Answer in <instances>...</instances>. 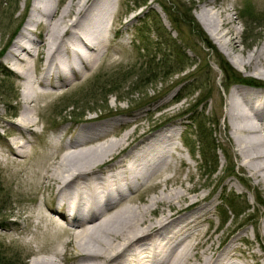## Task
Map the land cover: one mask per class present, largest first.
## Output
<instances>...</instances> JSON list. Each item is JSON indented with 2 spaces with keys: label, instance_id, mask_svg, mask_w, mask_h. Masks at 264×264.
Instances as JSON below:
<instances>
[{
  "label": "rangeland",
  "instance_id": "1",
  "mask_svg": "<svg viewBox=\"0 0 264 264\" xmlns=\"http://www.w3.org/2000/svg\"><path fill=\"white\" fill-rule=\"evenodd\" d=\"M69 1L53 0V6L57 11L53 21ZM81 1L73 0L72 4H80ZM114 1L116 4L113 17L114 21L118 20L121 24L120 30L116 40L109 44L107 51L105 50L97 59L93 68L83 76H76L64 89L49 95H41L40 100H36L35 103L25 104L36 123L30 126V130L29 128L21 130L28 141L26 144L28 158L17 159L18 165L7 159L6 155H8L7 142L13 137L19 138L15 123L23 105L21 102L23 82L20 75L10 69L7 56L17 36L23 30L34 0H0V195L5 201L0 205V258H4L8 264H30L36 257L48 256L46 253L50 251L48 241L44 240L42 231L36 228V210L41 205H46V200L52 205L57 199L54 191H42L39 185L42 171L48 168L53 159L58 160L65 154L64 148L63 150L59 148L58 151L50 149V142L53 139L58 140L55 133L68 139L85 125L113 123V128L108 129L115 133L101 142L115 140L124 133H131L126 140L128 145L168 129L175 130L179 136L175 142L180 148V157L176 160L174 169L167 175L170 176V181L166 185L152 183L143 187L133 201V206L143 208L144 204H148L154 196L166 191L184 192L186 189L189 198L201 193L205 196L202 204L210 211L208 219L203 222L201 228L205 231L204 239L208 242L205 248L200 250V255L211 243L212 249L218 252L230 243L231 248H234L232 254L236 262L264 264V236L260 231L264 206H260L255 201L257 196L264 202V187L262 183L251 177L244 167L242 158L236 152L237 146L232 139L229 119L225 116L226 97L234 86L226 88L227 83L216 64V56L199 41L196 35L189 33L191 32L189 28L177 23L178 26L183 27L180 34L178 33L179 30L173 26L159 4L166 3V7L173 8L171 0H147L145 6L141 5L142 0ZM178 1L177 9L174 7L171 11L178 21L186 19L190 10L189 16L198 24L208 42L231 69L243 79H252L258 84H264V79L256 76L251 69L240 71L232 66L229 58L218 49L196 18L197 12L205 5L207 7L209 5L208 8L212 11L229 9V15L233 20L231 27L237 36V48L233 55L245 57L253 50L261 47L264 49V0ZM248 6L253 9L246 12L245 16ZM149 10L157 14L162 27L170 33L171 39L178 46L184 48L186 43L192 49L186 51L189 64L172 68L174 70L172 74L165 75L161 68L151 73L147 69L154 67L152 57L157 52L158 57H161V52L165 50L163 45L160 46L161 52L158 50V43L163 37L160 39L157 37L159 30L154 25L153 14L149 13V17H145ZM68 19L64 21L67 22ZM46 31L48 28L46 29L44 25L36 30L42 36L46 35ZM12 35L13 38L10 40ZM32 38L38 39L34 35ZM170 51L173 53L175 49ZM166 53L170 55L167 50ZM171 59L173 64V57ZM41 67L42 59H38L35 54L28 61L29 73L38 75ZM147 72L150 73L148 75L150 79L147 81L142 79L138 83L141 75L144 76ZM111 75L117 78L114 80L115 88L109 89L110 86H106L105 90L109 91H101V95L94 93L82 98L97 76L102 78L98 86L104 87L107 83H111ZM238 86L253 90L249 86L235 85ZM81 89L85 92L81 93ZM192 89L195 90L194 93L191 92ZM179 96L185 97L176 102L175 98L177 100ZM74 97L81 99L75 100V104H69L70 101H74ZM202 98H206V101L195 109V113L203 118V121L212 123L210 126L207 125L209 127L207 134L211 133V138L219 148L215 152L217 166L210 163L202 164L197 152L194 128L182 126L188 123L182 114L192 109V105ZM81 113L82 120H78L77 116ZM167 121L172 122L162 126ZM68 133L71 134L67 135ZM182 139L186 142L184 140L183 143ZM193 143L196 148L190 149ZM207 156L209 157V153ZM20 162L25 164L22 165ZM230 165H233L232 172H229ZM30 170L34 178L28 176ZM30 179L35 184H29ZM222 194L237 197L236 200L242 205L238 210L240 214L236 216L227 210V206H224L220 200ZM157 205L156 211L150 214L151 220L159 216L160 210H167L161 203ZM185 206L187 202L181 203L180 208ZM246 207L251 210H246ZM26 230L28 231L24 233ZM212 249L208 251L210 255L213 254ZM63 257L66 260L67 256ZM58 264L64 262L59 261Z\"/></svg>",
  "mask_w": 264,
  "mask_h": 264
},
{
  "label": "bare ground",
  "instance_id": "2",
  "mask_svg": "<svg viewBox=\"0 0 264 264\" xmlns=\"http://www.w3.org/2000/svg\"><path fill=\"white\" fill-rule=\"evenodd\" d=\"M72 2L53 21L57 13L53 0H34L23 30L8 52L10 69L23 82V105L15 123L19 138L7 142L6 158L16 164L17 159L28 158V141L21 130H30L36 123L25 104L64 89L76 76L91 70L119 33L114 0ZM208 7L202 6L196 18L214 44L236 69H251L264 79L263 47L245 57L233 55L237 36L229 9L212 11ZM43 25L48 28L44 36L36 32ZM35 54L42 59V67L38 75H31L28 61ZM225 116L244 167L264 187V91L234 86L226 97ZM108 128L113 123L85 125L67 140L59 135L50 142L51 151L64 148L65 152L53 159L39 180L42 191L51 190L57 196L52 205L46 200L36 210V228L42 231L50 251L30 264H247L235 261L230 243L219 252L211 243L200 255L208 242L201 228L210 211L202 204L205 196L201 193L189 198L186 189L166 191L143 208L132 205L143 187L170 181L167 175L180 157L174 130L127 145L131 133L101 142L115 133ZM27 174L35 177L31 170ZM28 183L35 184L31 179ZM183 202L187 206L180 208ZM158 203L167 210H160L151 220ZM260 231L264 236V218Z\"/></svg>",
  "mask_w": 264,
  "mask_h": 264
},
{
  "label": "trees",
  "instance_id": "3",
  "mask_svg": "<svg viewBox=\"0 0 264 264\" xmlns=\"http://www.w3.org/2000/svg\"><path fill=\"white\" fill-rule=\"evenodd\" d=\"M137 2V1H136ZM141 5L145 4L148 2L147 0H142L141 1ZM161 8L164 10V12L167 14V16L169 17L170 22L173 24V26H176V28L179 30V34H180V30H182L183 27L180 26H185L187 28H189V30L191 32L192 35H196L199 39L200 42L204 43L206 45V47L208 49H210L213 53V55L216 56L217 59V66L220 69V71L223 74V79L226 81L227 86L226 88H229L230 86H232L233 84H245V85H259L258 83H256L254 80L252 79H243L237 72H235L233 69H231V67L229 66V64L216 52V50L214 49L213 45L210 44V42H208L205 34L203 33V31L199 28L198 24H196L194 22V20L189 16L190 14V10H188V16L186 19H183L181 22L180 20L178 21V18H176L175 16L172 15V10L174 9V7L177 9V6L179 4L178 0H171V6H173V8H168L166 7V3H159ZM144 5V6H145ZM143 7V6H140ZM252 7H246V11H245V16H246V12H248L249 10H251ZM253 9V8H252ZM151 13L153 14L152 16H154V25L157 28V30H159V33L157 34L158 38H162L163 40L161 42L158 43V50L161 52V45L164 46V51H162V56L158 57L157 53L156 55H154L152 57V62H153V66L154 67H149L147 69H149V72H156L157 70H163L164 74H172L174 72V70L172 68H176L178 66H184V65H188L189 64V57L186 55V51L190 50L192 51V49L189 47V45H187L185 43V47H180L178 46L174 40L171 39L170 37V33H168L163 27L162 24L160 22V20L157 17V14H154V12L151 10H149L146 14L145 17H149L148 14ZM244 15V12H242ZM150 14V15H151ZM177 23L180 25L178 26ZM183 24V25H182ZM175 28V29H176ZM161 31V33H160ZM14 35V34H13ZM13 35L10 37V40L12 39ZM175 49V51L173 53H171L170 49ZM177 48V49H176ZM166 50L170 52V55H168L166 53ZM171 57H173L174 63L172 64V59ZM194 64V63H193ZM191 66V64L189 65ZM193 66V65H192ZM149 72L146 73V75L142 76L141 75V79H139L138 83H140L143 79V81H147L148 79H150L148 77V75L150 74ZM144 77V78H143ZM112 81L111 83H107L104 87L102 85L98 86L99 81L102 79L100 76H97L96 79L90 83L89 88L87 90L86 93H84L85 88L82 90H80V92L84 93V95H82V98H86L91 94H98L101 95V91L103 92H107L109 91L108 89H106V86H110L109 89L111 87L115 88L116 84L114 82V80H117V78L115 77V75H111ZM95 85V86H94ZM264 85V84H263ZM119 88V87H117ZM87 89V88H86ZM191 92H195V90H191ZM201 92L199 93V95L201 96ZM185 96H179V98H175V101L177 102L178 100L182 99ZM74 101H70L69 104H75V100L77 99H81L80 97H74L73 98ZM204 101H206V98H202L199 102L195 103L192 105V109H189L188 111H186L184 114H182V116H185V120L188 121V127L194 128V135L196 137V146H197V152L202 160V164L203 165H208L210 163L213 164L214 166H217V156L215 155V152L218 151L219 148H217V145L215 144V140H213L211 138V133L208 135L207 133L208 131V126L207 125H212V123L210 124L209 121H203L204 119L199 117L196 113H195V109L200 105L203 104ZM204 107L205 105L202 107V112L201 115H204ZM77 109V108H76ZM191 113V114H190ZM111 115V113H110ZM109 115V116H110ZM82 113L81 115H78V120H82ZM203 121V122H202ZM195 149V143L192 144V146L190 147V149ZM192 153V151H191ZM209 153V157L207 156V154ZM233 169V165H230L229 167V172H232ZM231 174V173H229ZM233 175V173L231 174V176ZM237 197H233L230 196V194H226L225 196L222 194L221 195V202L223 203L224 206H227V210H230L232 213H234L236 216L238 214H240L241 212L238 211L241 208V203L238 202V200H236ZM255 201L256 203H258L260 206H264V202L261 200V198H258L257 196L255 197ZM5 201H3L2 196L0 195V205H2V203H4ZM246 210H251L249 207H246ZM225 211V210H224ZM223 212L221 211V214ZM0 264H8V262L4 259V258H0Z\"/></svg>",
  "mask_w": 264,
  "mask_h": 264
}]
</instances>
